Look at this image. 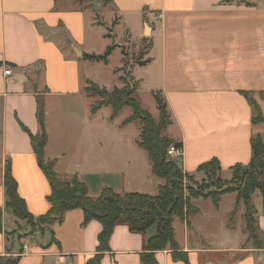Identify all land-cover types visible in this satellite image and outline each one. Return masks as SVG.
I'll return each mask as SVG.
<instances>
[{
  "label": "crops",
  "instance_id": "obj_1",
  "mask_svg": "<svg viewBox=\"0 0 264 264\" xmlns=\"http://www.w3.org/2000/svg\"><path fill=\"white\" fill-rule=\"evenodd\" d=\"M98 4L101 11H108L106 20L115 22L117 42L148 44L143 60L148 62L139 66L133 58L130 75L139 85L136 95L144 90L160 93L165 100L171 124L164 134L182 143L183 173L193 175L213 159L222 175L230 174L235 165L247 166L251 139L260 136L264 143V121L252 123L253 108L240 94L251 93L264 118V0L234 4L98 0ZM98 15L89 0H0V256L17 244L23 252L18 264H86L97 253L101 231L95 220L84 224L79 209L66 212L60 224L30 230L5 208L4 171L9 164L29 214L37 219L49 210L50 186L30 142V136L39 134L38 97L45 111L44 157L54 161L58 176L77 177L91 198H97L103 188L121 194L147 187L148 195H156L164 184L151 166L126 168L136 164L133 159L124 160L122 168L99 163V158L119 156L124 150L131 156L143 150L136 145L140 126L133 135L124 132L136 122L118 128L132 113L116 122L126 108L111 118L107 99L86 90L93 84L110 93L123 84L107 90L92 78L93 65H107L115 49L106 63L83 59L84 54L101 55L111 45ZM118 54L113 75L123 64ZM5 68L11 69L9 76L3 74ZM226 196L232 194L222 196L219 204ZM193 204L194 212L172 223L174 240L186 260L173 259L166 247L154 254L158 264H214L215 255L239 252H244L239 258L217 264H264V250L243 246L242 223L229 228L225 221L221 227L225 239H212L204 225L212 221L218 207L204 199ZM257 221L264 233L262 198ZM12 234L17 236L11 238ZM154 234V227L142 235L118 223L108 241L109 252L98 264H141L145 241ZM193 234L198 239L190 243Z\"/></svg>",
  "mask_w": 264,
  "mask_h": 264
},
{
  "label": "trees",
  "instance_id": "obj_2",
  "mask_svg": "<svg viewBox=\"0 0 264 264\" xmlns=\"http://www.w3.org/2000/svg\"><path fill=\"white\" fill-rule=\"evenodd\" d=\"M228 2V1H227ZM245 6L251 7L252 4L245 3ZM148 45L142 48L147 50ZM114 46L105 49L102 55L84 54L83 59L93 62H107ZM148 60L143 61L140 56L135 59V64L143 66ZM122 80V78H121ZM91 94L107 99V104L111 107V118L115 117L123 108H129L132 114L124 120L126 125L132 122H138L140 126V135L136 142L138 148L143 150L148 157L152 173L164 184L158 188L156 195L141 193H115L110 188H103L97 198H91L88 189L80 182L77 177L62 178L54 171V161L46 160L44 157V147L47 141V135L44 127L45 111L40 97L37 98V121L39 125V134L30 136V142L37 163L45 175L49 186L50 195L47 198L49 203L48 212L36 219L38 229H46L63 221L64 214L68 211L79 209L84 215V224L95 220L101 225V231L98 235L97 253L86 264H98L102 255L109 252L108 241L112 230L118 223L124 224L135 233L145 235L151 228H155V234L149 237L144 244V253L140 256L141 264H158L155 259V252L164 250L168 247L172 251L173 259L186 260L185 254L179 252V247L174 240L172 223L174 218L185 220L188 215L194 212V208L185 204L187 214L176 212L177 206L181 204L182 183L186 175L176 161L167 159V149L169 147L181 148L182 143L168 138L164 131L171 124L170 114L167 110V104L160 93H153L156 109L158 111V121H154L150 114L142 109L139 101L136 99V88L130 90L127 88L116 89L108 93L105 90H99L95 85L89 84L86 89ZM253 108L254 116L252 123L264 121L260 110L248 92L240 93ZM100 104H105L101 101ZM251 160L247 166L235 165L230 169L232 178L237 179V172L240 171V181L242 183L241 192H236V204L230 213L229 220H232L239 201L244 204V234L247 235L246 242H249L250 248L256 251L264 250V233L261 231L257 212L251 206L250 197L253 193L259 192L262 198V214L264 215V143L260 136H255L250 141ZM221 169L217 160L213 159L201 165L196 173L208 175H219ZM4 189H5V208L10 214L19 221H27L29 224L35 220L27 211L24 200L18 195L17 184L12 177L10 165L6 164L4 171ZM227 191H222L215 196H203L210 200L214 207H218L220 199ZM2 224V209L0 208V229ZM31 226V225H30ZM229 228H233L229 223ZM231 226V227H230ZM35 229V228H33ZM13 237V236H12ZM11 246L6 248V253L0 256V264H18L22 255V249L19 247L17 252H12Z\"/></svg>",
  "mask_w": 264,
  "mask_h": 264
},
{
  "label": "rangeland",
  "instance_id": "obj_3",
  "mask_svg": "<svg viewBox=\"0 0 264 264\" xmlns=\"http://www.w3.org/2000/svg\"><path fill=\"white\" fill-rule=\"evenodd\" d=\"M225 1L230 2V4H234V3H240L242 0H225ZM108 2L109 1H106L104 3L105 7L109 5ZM97 13L99 14L97 18L98 24L102 27V28L100 27V29L103 30L102 32L106 34L107 38L110 40L109 41L110 44L114 46L116 53L113 55V57L110 59L107 65H103V64L93 65L92 78L94 79V82L99 84V86L106 88L107 90L110 89L113 85L123 83L122 85H120L121 88H127L130 90L136 88V91H137L139 85L137 84V82L132 80L129 69H130V65L132 64L133 58L139 59L141 56L142 60L146 59V56L144 55V53H146L147 51L142 50V48L145 47V45L147 46L148 44L146 42L139 43V44H133V43L128 42L125 39L117 42L115 39V31H116L115 22L112 20L110 21L106 20L107 17L109 16L108 11L106 9L101 11L100 9L99 11H97ZM114 49L112 50L111 54L113 53ZM104 52L105 50L101 53L103 54ZM118 52L120 56H123V64L121 67H119L118 71H115L114 73L115 75H113V72H112L113 68L118 65L116 61L117 57H119L117 56ZM136 99L139 101L142 109L147 111L154 121H158L159 115L156 109L154 95L148 94L144 90L142 91L139 90L138 94L136 95ZM131 113H132L131 109L129 108L123 109V111H121V113L118 114L115 121L116 122L120 121L124 119L125 117H127L128 115H130ZM135 124H136L135 127L133 126L128 127L127 129L124 130V132L130 133L131 135H133V133H136L137 127L139 125H138V122H136ZM118 126H119L118 127L119 129L124 128L123 123H121ZM140 152L139 153L141 155L136 154L134 156H131L128 150H124L121 154H119V156L111 155L108 158L106 156L99 158V163L110 164L111 168H120V167L122 168L123 167L122 164H124V160L126 162L130 159H133L136 162V164L132 163L130 166L126 165L127 166L126 168H150V163L148 162L145 152L143 151H140ZM167 159L172 162L176 161L174 158H171L168 155H167ZM179 162L180 161H176L178 165H179ZM240 173H241L240 171L237 172V176H238L237 179L232 178L231 173L230 174L225 173L222 175L221 172L219 173V175L213 174V175L205 176V174L201 172V173H195L191 176L184 177L183 183H182L183 188H182L181 204L177 206L176 212L182 213V215L187 214L185 204H189V206L193 208L194 200L204 199L203 196L213 197L219 192L227 191L228 194H232V196H226V198L222 199L221 203L218 206V213L215 212L213 214L212 221H210L209 223L206 222L204 225L206 235H208L210 238L225 239L224 235L226 234L223 232L221 228L225 221L226 223L227 222L229 223L230 221V224L233 225L232 227L234 228H237V226H239V224L241 223H242V228L245 225L244 220L241 217L245 209L242 200L239 201L236 211H235V215L233 216L232 220H229L230 213L232 212V211L231 212L229 211L234 209L235 204H236L233 201L234 198L237 197L236 192H241V190H243L242 183L239 179L241 175ZM161 182H164V181L162 180ZM146 188L147 187L140 189V190H134V191H138V193H141V194H147L149 190H147ZM204 200H208V199H204ZM250 201H251V206L255 209L256 212H258V210H260V207H261L260 193L255 192L254 194H252L250 197ZM207 203L210 204L209 202ZM19 222L22 223V226L24 228H27L30 230H32L33 228H38V225H37L38 222H36V219L33 220L31 224H29L27 221H19ZM197 222L201 223L200 220H198ZM45 228L48 229L47 227ZM243 233H244V230H243ZM12 236L13 237L11 238H15L17 235L12 234ZM189 236L191 240L190 243L198 239L197 234L196 235L193 234ZM244 238L245 240L247 239L246 234H243V240ZM243 246H247L248 249L250 250L249 242H245ZM18 248L19 247L16 244V247L12 248V252H17ZM254 251L262 252V251H256V250ZM243 253L244 252H239L237 256L236 255L228 256L227 254L215 255L211 259V261H213L214 264H217L220 262H229V261H233L235 257L236 259L239 258L241 254Z\"/></svg>",
  "mask_w": 264,
  "mask_h": 264
},
{
  "label": "built area",
  "instance_id": "obj_4",
  "mask_svg": "<svg viewBox=\"0 0 264 264\" xmlns=\"http://www.w3.org/2000/svg\"><path fill=\"white\" fill-rule=\"evenodd\" d=\"M10 73H11V69L10 68H5L4 70H3V74L5 75V76H9L10 75ZM167 155L169 156V157H171V158H174V159H178V160H180L181 159V157H182V149L181 148H174V147H169L168 149H167Z\"/></svg>",
  "mask_w": 264,
  "mask_h": 264
},
{
  "label": "water",
  "instance_id": "obj_5",
  "mask_svg": "<svg viewBox=\"0 0 264 264\" xmlns=\"http://www.w3.org/2000/svg\"><path fill=\"white\" fill-rule=\"evenodd\" d=\"M89 1H90V3L92 4L93 9H94L95 11H99V10H100V6H99V4H98V0H89ZM146 32H147V29H146Z\"/></svg>",
  "mask_w": 264,
  "mask_h": 264
}]
</instances>
